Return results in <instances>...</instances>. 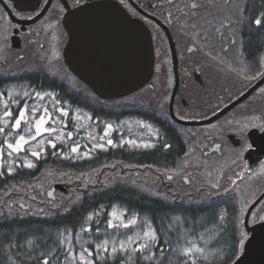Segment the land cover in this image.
Wrapping results in <instances>:
<instances>
[{"label": "flooded vegetation", "instance_id": "af4514ba", "mask_svg": "<svg viewBox=\"0 0 264 264\" xmlns=\"http://www.w3.org/2000/svg\"><path fill=\"white\" fill-rule=\"evenodd\" d=\"M100 1L118 5L142 23L153 49L152 76L131 94L134 99L100 98L101 103L151 106L161 121L178 126L181 140L179 155L170 147L129 149L143 162L136 170L152 173L146 182L197 190L198 200L228 197L238 214L241 250V233L248 239L251 228L264 222V76H257L264 72V22L254 23L264 21V0H0V73L53 64L69 81L76 80L62 60L68 39L62 18ZM170 111L185 122L213 119L181 125ZM145 151L165 152L160 166L157 158L138 157Z\"/></svg>", "mask_w": 264, "mask_h": 264}, {"label": "trees", "instance_id": "16d2710c", "mask_svg": "<svg viewBox=\"0 0 264 264\" xmlns=\"http://www.w3.org/2000/svg\"><path fill=\"white\" fill-rule=\"evenodd\" d=\"M30 68H26L25 73L22 70L0 73V96L10 99L5 96L4 87L24 85L34 95L41 91L52 92L60 103L82 110L93 119H145L159 129L151 147L157 149L167 144L179 155L181 140L175 133L178 126L155 118V114L160 116L151 106L123 101L116 105L107 101L104 107L99 97L82 87L77 79L69 81L53 64ZM17 115L18 112L13 118ZM68 129H72L69 124ZM124 143L123 147L116 148L106 144V151L93 150L90 157L80 160L67 156L71 153L68 142L54 143L47 145L43 154H30L33 167L17 165L19 161L14 163L11 172L3 168L1 156L0 264H43L45 257L49 264H82L76 252L83 249L92 253L88 258L95 264H121V261L126 264H183L181 247L199 236L208 238L205 246L217 257L216 264H230L240 253L236 240L238 214L233 202L225 196L213 201L198 200L188 191L172 189L171 182H146L149 174L145 182H132L136 177L134 172L142 176L147 170H136L135 167L143 162L133 159L136 155L127 149L128 143ZM78 152H85L84 147ZM145 152L138 157L148 160L152 156L157 158L158 165L161 164L158 158L162 159L165 154ZM0 153L4 155L3 151ZM131 166L135 169H130ZM54 184L62 185L64 192L56 191L54 200H49L45 193ZM18 203L28 208L22 210ZM115 208L123 212V218L135 217L151 225L155 233L151 260L146 261L142 251H135L131 259L120 251L110 261L105 250L96 249L95 245L105 238L121 237L123 230L132 228H118L114 221V227H108L111 211ZM78 237L87 238L90 244L79 246ZM69 251L73 255H69ZM102 253L103 261L100 260Z\"/></svg>", "mask_w": 264, "mask_h": 264}, {"label": "water", "instance_id": "95a60500", "mask_svg": "<svg viewBox=\"0 0 264 264\" xmlns=\"http://www.w3.org/2000/svg\"><path fill=\"white\" fill-rule=\"evenodd\" d=\"M62 26L68 36L62 50L63 63L97 97H126L149 82L153 67L150 35L142 23L130 18L118 5L100 1L67 12L62 18ZM174 93L175 90L171 102ZM170 112L176 123L187 126L213 119L185 122ZM56 191L64 192L63 186L54 184L45 195L54 200ZM17 206L22 210L28 208L22 203ZM249 232L240 253L230 264H264V222Z\"/></svg>", "mask_w": 264, "mask_h": 264}, {"label": "rangeland", "instance_id": "374dc122", "mask_svg": "<svg viewBox=\"0 0 264 264\" xmlns=\"http://www.w3.org/2000/svg\"><path fill=\"white\" fill-rule=\"evenodd\" d=\"M27 86H19V85H9L6 88H4L6 95L10 97V99L4 98L0 96V117L3 116V112L6 110H11L13 112V115L18 112L19 108L24 107L25 104L28 105V119L33 120V124H28L25 122L20 129H11V124L14 122L15 118H10L7 120V123H5L3 120H0V126L5 127L7 131L5 133L0 134V144H3L4 139L7 137L9 139V142L14 143V137L21 134H29V131L31 130V134L34 135V119H38L39 115L43 112V109L45 107L48 108L49 113L52 116V120L50 123L45 125L46 127L54 129L53 132L50 133H44L42 136L37 137L35 141H31L29 144L25 145V149L19 153L13 152L11 155H9V149L6 147L2 148V153H0V157L2 156L1 160L3 162V168H5L9 172V168L14 167V163L19 162L17 165L22 163V166H25L28 162H31V152L33 151H39L42 154L44 153L45 149L47 148V145H53L54 143L59 144H66L67 142L70 144V151L73 145L79 144V149H82L84 147L85 152L79 153L78 151L74 154L68 153L70 155L69 157H72L73 160H80L83 158L90 157V153L93 152V150H100L102 152L106 151L108 149L107 139L113 140V148H116L117 146L123 147L125 145V141L128 143L129 140H134L136 143L140 146H135L128 143L127 149H143L147 147H143V144H150L151 146L154 144V140L159 135V129L154 125V123L148 121L143 122L139 120L136 117H130V118H122L117 121L113 120H97L91 118L89 114L86 112L79 110L77 108H70L69 105H66L65 103H60L59 99L54 98L52 92L48 91H41L37 92L40 93L39 96L34 95V93L31 92V90L26 89ZM1 92V91H0ZM9 92H11V95H9ZM27 92L28 95L25 96L24 93ZM143 92V91H141ZM137 94V93H136ZM135 95H131L129 98L134 99ZM16 100V103H11L12 100ZM59 102V103H57ZM33 107L37 108V113L35 116L31 112V109ZM64 108L66 109L65 112H60L58 109ZM155 114V113H154ZM2 115V116H1ZM155 118L161 119L160 117L156 116ZM72 129H68V124ZM111 124L112 127L108 130V134L105 137L103 141L100 140V137L104 135L105 126ZM150 126V128H149ZM9 132H11V135L9 136ZM72 133L71 137H69L67 134ZM48 140H52L53 143L49 144L47 143ZM43 141V143H41ZM115 141V142H114ZM123 141V143H121ZM96 143H104L105 147L103 149L99 148H93V144ZM43 148V151H40V149ZM85 153H88L86 156ZM65 155V154H64ZM16 165V166H17ZM130 169H135L131 166ZM132 172V171H130ZM161 173V172H160ZM163 173V172H162ZM147 174H152L151 172L147 171ZM132 175V174H131ZM130 175V176H131ZM148 175V176H149ZM148 177H144L143 173L142 176L137 175L132 182H145L144 179H147ZM178 186L175 183L171 182V188L176 189ZM188 191V190H185ZM193 192V191H188ZM114 214V215H113ZM118 217V219H117ZM110 218L112 221L115 222L118 228H123V226H119L121 224L127 225L129 220L134 219L135 223L129 225L128 227H132L130 230H123L122 236H111V238H105L102 240L99 245L103 250L105 248L107 249L108 258L110 261H112L116 256L120 254V251H118L116 254H111V248L113 242L116 243L117 247L119 246V243L121 241H128L129 237L131 238V242L128 244V253L132 255L135 253V251H132L137 247L140 243H147L149 246L147 250L142 251L145 256L152 255V244L154 241L152 240H145L143 238V232L147 231L149 229L154 232L151 225L143 220H137L135 217H127L123 218V212L117 210L116 208L111 211ZM139 237V239H138ZM203 237V239H201ZM77 240L79 241V246L90 244V241L86 239H83L81 237H78ZM107 241V244L104 242ZM208 241V238L205 236H199L198 238H191L187 241L186 245L182 246H188L191 243L197 244V246L200 247H206V242ZM98 245H95L96 249ZM181 247V249H182ZM101 250V249H100ZM99 250V251H100ZM81 250H78L76 252L78 259L81 254ZM101 252V251H100ZM105 252V251H103ZM124 255L125 252L122 251ZM104 253H102V257H100V260H104ZM148 261V260H146ZM202 261L200 262V264Z\"/></svg>", "mask_w": 264, "mask_h": 264}, {"label": "snow or ice", "instance_id": "6c2138e0", "mask_svg": "<svg viewBox=\"0 0 264 264\" xmlns=\"http://www.w3.org/2000/svg\"><path fill=\"white\" fill-rule=\"evenodd\" d=\"M195 7V5L193 6ZM30 18V17H29ZM262 22L261 18H257L254 23L256 25H260ZM189 51H191V49H189ZM257 76H264V72H258ZM252 79H255L257 77H251ZM9 95H11V92H9ZM25 96L28 95L27 92L24 93ZM37 96L40 95V93L36 94ZM16 100H12L11 103H16ZM59 103V102H57ZM58 111L60 112H65L66 109L64 108H60L58 109ZM31 112L33 113V115L35 116V114L37 113V108L33 107L31 109ZM13 117V112L11 110H6L3 112V116L0 117V120H3L5 123H7V120ZM52 120V116L49 113V110L47 107H45L43 109V112L39 115L38 119H34V135L31 134V130L29 131V134L25 135V134H21V135H17L14 137L15 142H9V139L6 137L3 141V144L0 145V151H2L3 147H6L7 149H9V155H11L13 152L19 153L21 151H23L25 149V145L29 144L31 141H35L37 139V137L42 136L44 133H50L53 132L54 129L46 127L45 125H47L48 123H50ZM27 122L28 124H33V120H29L28 119V105L25 104L24 107L19 108L18 110V115L15 116L14 122L11 124V129L15 130V129H20L22 127V125ZM112 127L111 124H108L105 126V130H104V135L100 137V140L103 141L105 139V137L108 134V130ZM246 127V125H245ZM150 128V126H149ZM262 131H264V127L261 128ZM7 131V129L5 127L0 126V134L5 133ZM242 131V129H241ZM9 136L11 135V132L8 133ZM69 137H71L72 133H68L67 134ZM107 144L108 145H113V141L111 139H107ZM41 143H43V141H41ZM47 143L52 144L53 141L52 140H48ZM121 143H123V141H121ZM129 144L135 145V146H140L136 143V141L134 140H129L128 141ZM143 147H151L150 144H143ZM79 144L73 145V147L71 148V152L75 153L78 151L79 149ZM105 147L104 143H96L93 144V148H99V149H103ZM164 147H169V145L165 144ZM219 147V145L217 146ZM247 147H250V145H247ZM40 151H43V148L40 149ZM40 154L39 151H33L31 152L32 156H38ZM85 155L87 156L88 153H85ZM26 167H33L34 165L31 162H28L26 165ZM9 171H12V168H9ZM169 179H171V177H169ZM232 183H235V181H232ZM213 188H217L219 187V184L214 183L212 185ZM225 191H227V189H225ZM49 195H51V193H49ZM114 215V214H113ZM118 219V217H117ZM262 220H264V217H261ZM135 220H129L127 225L121 224L119 226H123V227H128L131 224H134ZM108 227L112 228L114 227L112 220L108 221ZM143 238L147 241V240H155V233L152 232L151 229L144 231L143 232ZM139 239V237H138ZM203 239V237L201 238ZM247 239V234L246 233H241V239H240V245L243 246L245 243V240ZM131 242V238L129 237L128 241H121L119 243V246L117 247L116 243L113 242L112 244V248H111V254H116L118 251H124L126 255H129V259H131L130 254L128 253V244ZM105 244H107V241L104 242ZM207 243V242H206ZM148 244L147 243H140L137 245V247L135 249H133L132 251H145L148 248ZM98 248L101 247L100 245L97 246ZM105 252H107V249L105 248ZM69 255H73L71 253V251H69L68 253ZM163 255V253H161ZM180 255L183 257V264H200L201 261L204 262H208V264H216L217 261V257L216 256H212L209 249L207 247H200L197 246V244L195 243H191L188 246H185L182 248V250L180 251ZM92 256V253L88 250V249H83V251L81 252L80 256H79V260L82 262V264H95V262L92 259H89L88 257ZM211 257V259H210ZM75 258V257H74ZM99 258V257H98ZM153 258L152 255L149 256H145L144 259L146 260H151ZM220 260H223V257L220 256L219 257ZM43 264H49V261L47 259V257H45ZM121 264H126L125 261H121Z\"/></svg>", "mask_w": 264, "mask_h": 264}]
</instances>
